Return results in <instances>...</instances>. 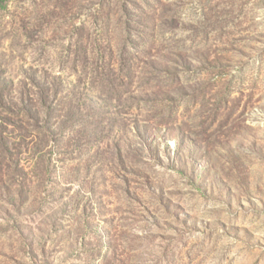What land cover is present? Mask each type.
<instances>
[{"label": "rangeland", "instance_id": "1", "mask_svg": "<svg viewBox=\"0 0 264 264\" xmlns=\"http://www.w3.org/2000/svg\"><path fill=\"white\" fill-rule=\"evenodd\" d=\"M0 264H264V0H0Z\"/></svg>", "mask_w": 264, "mask_h": 264}]
</instances>
